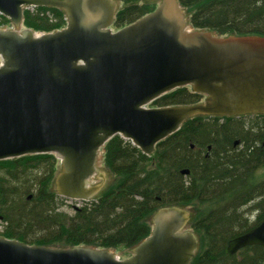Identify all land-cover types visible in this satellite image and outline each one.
<instances>
[{"label":"water","instance_id":"1","mask_svg":"<svg viewBox=\"0 0 264 264\" xmlns=\"http://www.w3.org/2000/svg\"><path fill=\"white\" fill-rule=\"evenodd\" d=\"M119 5L118 0H0V13L21 30L23 10L30 6H55L67 15L66 28L56 32L0 28V161L54 154L62 166L58 193L66 198L98 197L108 188L97 151L117 134L150 155L199 114L264 112V37L194 29L179 0H162L145 17L113 31ZM188 86L205 101L144 107ZM152 221L151 234L129 259L120 260L113 250L0 237V264H190L199 238L186 230L187 213L165 207ZM255 245H264V218L232 238L227 250Z\"/></svg>","mask_w":264,"mask_h":264},{"label":"trees","instance_id":"2","mask_svg":"<svg viewBox=\"0 0 264 264\" xmlns=\"http://www.w3.org/2000/svg\"><path fill=\"white\" fill-rule=\"evenodd\" d=\"M121 1L124 6L114 21L117 28L139 20L157 6L142 0ZM179 2L194 29L219 36L264 37V0ZM64 14L55 6L26 9L24 25L50 32L64 26ZM9 22L0 16V27ZM202 99L203 95L190 87H181L152 105H195ZM220 118L197 115L186 120L177 132L160 141L151 155L122 136H114L105 145L103 164L115 183L81 207L69 206L72 213L63 209L66 199L55 189L58 160L54 154L1 160L0 220L4 230L0 237L54 248H132L151 234L152 218L162 207L220 202L226 197L264 198V177L259 176L264 168V116L250 125L234 117ZM239 139L245 143L244 149L233 148ZM193 145L201 152L207 145L212 150L205 156L194 151ZM184 169L192 171L190 180L182 174ZM192 219L200 234V247L191 264H264V246L246 248L243 257L227 251L229 240L250 228L239 216Z\"/></svg>","mask_w":264,"mask_h":264},{"label":"flooded vegetation","instance_id":"3","mask_svg":"<svg viewBox=\"0 0 264 264\" xmlns=\"http://www.w3.org/2000/svg\"><path fill=\"white\" fill-rule=\"evenodd\" d=\"M244 147H245V143L242 142L241 139L236 140L233 143V148L244 149ZM192 149L194 151L201 152L200 150H198L199 148L195 147L194 145L192 146ZM211 150H212V146L207 145L206 150H204L202 148L201 153L204 154L205 156H208L209 153L211 152ZM188 170H189V173H187V174L182 173V174L188 180H190V176L192 174V171L190 169H188ZM95 178H97L96 175H95ZM227 194H229V193H227ZM246 194H249V192H247ZM263 199L264 198L259 197V196L251 197V198L246 196V197H241V198L226 197V198L221 199L220 202H218V201L208 202L207 201V202L198 203V204H195L193 202H189L185 206L184 210L186 211L188 216H239L240 219L245 221L244 220L245 216H254V215L259 216V217L264 216V211H262V209L264 208L263 207L264 206ZM259 217H257L256 222L253 224H249L248 222H246L248 224V227L250 226V228L247 231L251 230L252 228L258 226L261 223L262 220L259 221V219H260ZM190 220H192V219L190 217H188L187 224L190 222ZM246 221H248V218ZM192 228L194 229L193 226H192ZM228 244H229V242H228ZM250 247H254V246H250ZM250 247L242 248L239 251H237L236 253H232V254H235L237 256H239V255L242 256V254L244 253V250L246 248H250Z\"/></svg>","mask_w":264,"mask_h":264},{"label":"rangeland","instance_id":"4","mask_svg":"<svg viewBox=\"0 0 264 264\" xmlns=\"http://www.w3.org/2000/svg\"><path fill=\"white\" fill-rule=\"evenodd\" d=\"M119 2H120V5H119V8H118V10L119 9H121V8H123V2L121 1V0H118ZM142 2H149V0H142L141 1V3ZM162 2V0H159L156 4L157 5H159L160 3ZM149 3H154V2H149ZM29 10H31V11H34V7H31V8H29ZM190 27H191V24H190V22H189V24H188ZM2 28H5V29H9V30H12V31H15V32H17V33H21L25 28H26V26L24 25V22H23V30H21V24H14V23H12V22H9V23H7V24H5V26H3ZM113 29H115L114 27H113ZM259 116H264V115H249V116H244L243 118H241V120H243L244 122H246L247 124H251V122L252 121H254L255 119H260L259 118ZM98 168H100V169H104V170H107L105 167H104V164H103V157H102V155H101V158H100V161H99V165H98ZM108 171V170H107ZM62 172V167H61V164H60V161L58 162V168H57V174H56V177L60 174ZM259 176L260 177H264V168H262V169H260L259 170ZM114 179H115V177L108 171V187H110V186H112L115 182H114ZM264 179V178H263ZM55 180H56V178H55ZM55 189H56V191L57 192H59L58 191V189H57V185H56V183H55ZM61 197H63V196H61ZM63 198H65V197H63ZM66 199V198H65ZM83 202H81V201H76V200H66L65 201V204H64V206H63V209L64 210H67V211H69V212H71L72 213V208L71 207H69L70 205H79V204H82ZM264 207V206H263ZM177 208H179V210H181V209H183L184 210V208L185 207H177ZM185 211V210H184ZM262 211H264V208L262 209ZM186 212V211H185ZM193 217V216H192ZM192 217H191V219H192ZM257 217H259V216H245V218H244V220L245 221H243L242 219H241V221L243 222V223H246V222H248L249 224H253V223H255L256 222V220H257ZM261 217V216H260ZM259 217V218H260ZM247 218H248V221H246L247 220ZM192 224H193V219L192 220H190V222H189V225H188V228H187V230H189L190 232H192L196 237H198L199 238V235L200 234H198V232L196 231V230H194L193 228H192ZM3 223L2 222H0V231H2L3 232V230H4V227H3ZM237 229H235L234 231H233V234L235 233V232H237L236 231ZM199 247H200V243H199ZM199 247H198V249H199ZM134 249H135V247H132V248H129V247H126V246H120V247H118L117 249H112L122 260H125V259H129V258H131L133 255H134Z\"/></svg>","mask_w":264,"mask_h":264}]
</instances>
